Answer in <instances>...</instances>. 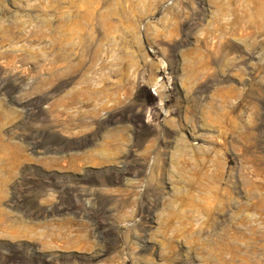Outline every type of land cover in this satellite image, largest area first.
<instances>
[{"label": "rangeland", "instance_id": "obj_1", "mask_svg": "<svg viewBox=\"0 0 264 264\" xmlns=\"http://www.w3.org/2000/svg\"><path fill=\"white\" fill-rule=\"evenodd\" d=\"M0 264H264V0H0Z\"/></svg>", "mask_w": 264, "mask_h": 264}]
</instances>
